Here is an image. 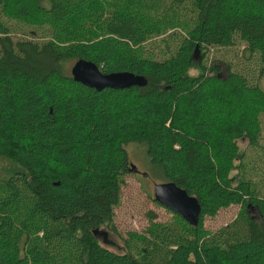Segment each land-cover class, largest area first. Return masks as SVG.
Masks as SVG:
<instances>
[{
  "label": "trees",
  "instance_id": "trees-1",
  "mask_svg": "<svg viewBox=\"0 0 264 264\" xmlns=\"http://www.w3.org/2000/svg\"><path fill=\"white\" fill-rule=\"evenodd\" d=\"M69 59L143 79L98 90ZM263 74L264 0H0V264H264V192L240 144L264 147ZM130 142L202 212L191 224L155 199L172 219L117 252L94 229L113 224ZM233 204L229 225H205Z\"/></svg>",
  "mask_w": 264,
  "mask_h": 264
},
{
  "label": "rangeland",
  "instance_id": "rangeland-1",
  "mask_svg": "<svg viewBox=\"0 0 264 264\" xmlns=\"http://www.w3.org/2000/svg\"><path fill=\"white\" fill-rule=\"evenodd\" d=\"M12 22L15 27L14 32L16 37L25 36L30 38L31 34L38 32L37 28L33 26L24 25L22 22H17L16 20H12ZM26 31L31 34H23ZM175 37L176 35L171 38L173 47L177 45ZM242 46V43H240L234 46L211 48L208 59L211 60L213 57L218 56L223 58L222 60L233 62V59L241 56ZM155 49L160 50L157 46H153L152 50ZM75 61V59L66 60L64 65L65 70L72 72ZM197 71L198 69L192 70L195 73ZM259 82L264 87V74L259 77ZM240 144L242 149L246 151L245 161L247 170L245 174L247 177L252 178L261 188V191L264 192V147L250 146L247 138L243 139ZM262 144L264 145V138ZM126 148L130 160L137 165L140 171H130L124 175L125 181L121 189V198L119 203L114 207L113 224L112 226H103L107 231L106 236L104 234L98 235V238L104 245L117 252L125 251L126 247L123 236H127L130 230L143 232L150 224L151 219L169 221L173 216V212L156 202L154 198V183L161 181V178L157 177L152 167H150L144 145L139 142H130L126 145ZM6 162L7 160L0 156V172H3ZM146 172H148V175H145ZM239 209V204L221 208L216 215L206 216L205 225L213 230H217L222 225H229L236 218Z\"/></svg>",
  "mask_w": 264,
  "mask_h": 264
},
{
  "label": "water",
  "instance_id": "water-1",
  "mask_svg": "<svg viewBox=\"0 0 264 264\" xmlns=\"http://www.w3.org/2000/svg\"><path fill=\"white\" fill-rule=\"evenodd\" d=\"M198 48V46L196 47ZM73 75L83 83L98 90L104 87H126L141 83L143 77L132 72L105 73L92 61L77 59L72 67ZM131 171L139 170L134 162H130ZM140 171V170H139ZM142 172V171H141ZM154 198L161 204L180 213L191 224H198L201 218L202 205L198 198L190 194L173 181L154 183ZM94 233L107 235L103 227L94 229Z\"/></svg>",
  "mask_w": 264,
  "mask_h": 264
},
{
  "label": "flooded vegetation",
  "instance_id": "flooded-vegetation-1",
  "mask_svg": "<svg viewBox=\"0 0 264 264\" xmlns=\"http://www.w3.org/2000/svg\"><path fill=\"white\" fill-rule=\"evenodd\" d=\"M130 162H131V160H130ZM134 172H139V170H135Z\"/></svg>",
  "mask_w": 264,
  "mask_h": 264
}]
</instances>
